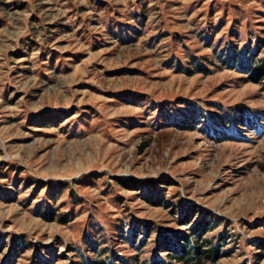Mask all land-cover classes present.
I'll list each match as a JSON object with an SVG mask.
<instances>
[{
  "label": "rangeland",
  "instance_id": "rangeland-1",
  "mask_svg": "<svg viewBox=\"0 0 264 264\" xmlns=\"http://www.w3.org/2000/svg\"><path fill=\"white\" fill-rule=\"evenodd\" d=\"M262 63L264 0H0V264H264Z\"/></svg>",
  "mask_w": 264,
  "mask_h": 264
},
{
  "label": "trees",
  "instance_id": "trees-1",
  "mask_svg": "<svg viewBox=\"0 0 264 264\" xmlns=\"http://www.w3.org/2000/svg\"><path fill=\"white\" fill-rule=\"evenodd\" d=\"M264 77V63L257 67L251 75V79L257 82ZM184 222L187 218L184 217ZM205 231L199 234L184 236L179 243L167 241L164 243V252H167L169 258L168 264H209L214 263L220 258V247L203 239ZM145 264H167L163 260L152 259Z\"/></svg>",
  "mask_w": 264,
  "mask_h": 264
}]
</instances>
